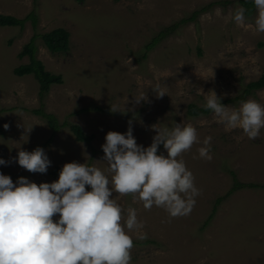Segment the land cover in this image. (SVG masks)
Instances as JSON below:
<instances>
[{"label": "rangeland", "instance_id": "374dc122", "mask_svg": "<svg viewBox=\"0 0 264 264\" xmlns=\"http://www.w3.org/2000/svg\"><path fill=\"white\" fill-rule=\"evenodd\" d=\"M217 1L227 0H0L2 15L25 18L33 12L37 17L36 27L30 20L23 28L0 26V158L9 161L0 172L14 183L21 176L37 184L55 181L52 172L71 161L106 169L101 147L106 133H124L129 122L137 143L145 147L156 134L154 124L171 127L183 121L197 128L201 141L212 137V160L199 158L200 145L183 154L200 189L189 215L170 218L162 208L144 209L131 194L114 193L124 218L131 207L144 223L147 238L134 240L132 264H264V129L249 139L241 129L226 131L212 112L187 115L189 104H204L200 89L214 90L233 108L248 99L264 104V89L228 101L264 74V33L255 30V14L244 25L234 22L239 0L209 7ZM204 7L209 8L195 21L180 25L146 52L161 30ZM56 28L69 31L70 50L53 55L38 37V59L63 77L41 100L34 76H17L13 69L29 62L18 55L33 35ZM157 86L168 94L157 98ZM141 93L148 100L132 103ZM42 106L61 125L78 124L92 134L91 143L76 141L68 125L53 133L31 112ZM38 146L51 160L43 174L16 162L21 149ZM160 151L166 154L162 145ZM234 176L257 187L231 192Z\"/></svg>", "mask_w": 264, "mask_h": 264}, {"label": "clouds", "instance_id": "9594fccd", "mask_svg": "<svg viewBox=\"0 0 264 264\" xmlns=\"http://www.w3.org/2000/svg\"><path fill=\"white\" fill-rule=\"evenodd\" d=\"M250 2L255 30L264 33V0ZM247 11L245 7L235 10L232 19L237 25L247 22ZM199 91L206 94L202 107L226 131L241 129L249 139L259 137L264 104L248 99L233 108L223 104L214 90ZM153 92L157 98L168 94L159 86ZM147 100V94L141 93L133 96L132 103ZM155 125L156 134L147 147L137 143L131 122L124 133L108 131L101 145L106 169L71 161L62 166L57 180L39 184L24 176L14 183L0 172V264H132L134 240L147 238L144 223L135 208L130 207L124 218L114 193L131 194L144 209L162 208L170 218L189 215L200 189L183 154L200 145L199 158L212 160V137L201 141L197 128L183 121L171 127ZM16 162L41 174L51 165L39 146L21 149ZM8 163L0 158V165Z\"/></svg>", "mask_w": 264, "mask_h": 264}, {"label": "trees", "instance_id": "16d2710c", "mask_svg": "<svg viewBox=\"0 0 264 264\" xmlns=\"http://www.w3.org/2000/svg\"><path fill=\"white\" fill-rule=\"evenodd\" d=\"M238 2L241 5V7H245L246 9H248V11L246 12V17H251L255 14L254 6L251 4L250 0H239ZM230 3H231L230 0L217 1V2H212L211 4H209L210 5L209 7L215 4L225 5V4H230ZM209 7H204L201 10H197L193 12V14L190 17L185 18L181 20L180 22L174 23L173 25L168 26L164 28L163 30H161L157 34V36H155L151 40V42H149L145 46L146 52L152 50L162 39L166 38L167 36L175 32L179 28L180 25L188 23L190 21H195L198 15L200 14V12L205 11ZM29 20L32 22L33 27H36L37 17L33 12H31L25 18H17V17L10 16V15L0 14V26H12V27L23 28L26 22ZM38 37H40V40L43 42L46 49L51 54L55 55V54L66 53L70 50V33L65 28H56L42 35L35 34L30 39V41L23 46L22 51L18 55L20 58L27 56L29 58V62L15 67L13 69V73L17 76H23V75H29V74L33 75L39 85L38 95L40 99L43 100L45 95L49 92L52 85L62 83L63 77L62 75L54 74V73L47 71L42 61L38 59L37 57L38 46L36 42ZM261 89H264V74L261 75L258 79L247 83L244 89L242 90V94L240 96H237L228 101L243 100L245 97H247V95H250L253 92L261 90ZM31 112L34 115L39 116L40 118L44 119L47 125L49 126V128L53 131V133L58 132L61 129L62 125L63 126L68 125L76 141L85 142L87 144H90L93 139V135L85 133L83 129L81 128V126L78 124H65L64 123L61 125L60 123H58V120L53 114L47 113L43 109V106L41 108L31 110ZM210 113H211L210 110L205 109L203 107H199L192 103L189 104L187 108V115L190 117H197L203 114H210ZM59 172H60V168H56L52 172V174L55 177H58ZM233 178L234 180L236 179L235 176ZM244 187H257V185L242 184L238 182L237 180H235V183L232 187L231 192L237 189H240V188H244ZM219 201L220 199L217 200V203ZM215 210L216 208L214 207L213 212ZM211 218H212V214L209 216V219Z\"/></svg>", "mask_w": 264, "mask_h": 264}]
</instances>
